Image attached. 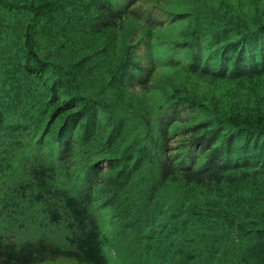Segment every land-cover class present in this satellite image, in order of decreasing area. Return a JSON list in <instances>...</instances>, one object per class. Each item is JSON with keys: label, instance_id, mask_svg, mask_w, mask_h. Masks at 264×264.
<instances>
[{"label": "trees", "instance_id": "obj_1", "mask_svg": "<svg viewBox=\"0 0 264 264\" xmlns=\"http://www.w3.org/2000/svg\"><path fill=\"white\" fill-rule=\"evenodd\" d=\"M118 1L0 0V208L63 233L0 264H106L108 213L139 264H264V0Z\"/></svg>", "mask_w": 264, "mask_h": 264}, {"label": "rangeland", "instance_id": "obj_2", "mask_svg": "<svg viewBox=\"0 0 264 264\" xmlns=\"http://www.w3.org/2000/svg\"><path fill=\"white\" fill-rule=\"evenodd\" d=\"M77 1L80 4L85 3V0ZM109 1L112 3V5H117L118 3H120L118 0ZM178 1L179 0H167V2H165L164 0H158V5L162 7V5L164 4V6H167L169 10H174L177 8ZM132 9H138L143 13L148 12L149 10H154L153 6L148 2L135 3L132 6ZM170 38H174L172 34ZM139 90V88L135 89V91ZM104 168L105 166L103 165L102 169ZM115 205L116 203H113V207ZM132 215L133 214L130 213L125 218L124 222L121 223V225H116L113 222L111 223L107 221V219L112 218V213H108L107 216L101 217V220L99 222V229L101 231L100 241L106 264H139L140 258L138 257V254L140 252H144V246L141 247L136 241H134L136 235V225L131 222ZM40 219L41 215L40 217H38V219H34V222L32 221L31 223L29 221H24L23 218H20L15 213H11L10 211L5 212L3 208H0V236L11 240L15 244L34 242L38 239H43L45 241L53 243L54 245L63 247V233L60 230L55 229V227H47V225L43 221H39ZM112 220H114V218H112ZM21 222L23 223L20 224ZM172 259L173 258H167L165 264H171ZM37 264L82 263H75L64 257L57 259H47Z\"/></svg>", "mask_w": 264, "mask_h": 264}]
</instances>
